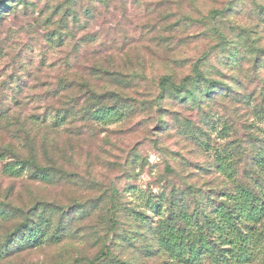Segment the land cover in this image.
<instances>
[{"label": "rangeland", "instance_id": "rangeland-1", "mask_svg": "<svg viewBox=\"0 0 264 264\" xmlns=\"http://www.w3.org/2000/svg\"><path fill=\"white\" fill-rule=\"evenodd\" d=\"M12 3L0 13V264H175L153 228L195 223L194 210L219 204L245 164L229 181L218 156L241 157L238 146L264 132V0ZM199 58L187 99L166 91L158 101L160 77L179 83ZM93 63L108 72L96 69V91L123 97L96 122L82 116L84 88L52 91ZM29 222L37 246L19 233ZM259 230L264 245V220ZM254 254L244 264H264V247ZM202 263L219 264L209 254Z\"/></svg>", "mask_w": 264, "mask_h": 264}, {"label": "trees", "instance_id": "trees-1", "mask_svg": "<svg viewBox=\"0 0 264 264\" xmlns=\"http://www.w3.org/2000/svg\"><path fill=\"white\" fill-rule=\"evenodd\" d=\"M12 1L0 0V13L11 12L14 9ZM69 3H72V5L80 4L81 0H69ZM93 13L89 9L84 10L86 18L93 17ZM55 35L56 39L60 41V35ZM201 59L199 58L195 63L192 73L185 75L179 83H176L170 75H162L159 79V92L156 99L159 101L166 91L175 92L174 94L178 101L187 99L184 89L192 83L200 81L203 77V72L199 65ZM96 69H98V72L108 73L104 72V67L97 68L96 63H93L90 67L89 65L86 66L84 73L87 76H82L84 80L77 81V79L72 78L73 80L69 81L63 79L57 88L52 90L59 93L61 88L63 93H68L73 89L84 88L86 94L82 96V116L95 122L96 114L115 110L116 106L123 104L120 100L123 97L115 92L96 91ZM110 74L120 77L119 74H122V72H119L117 69ZM92 75L95 79L91 78ZM82 82L85 83L80 85ZM107 96L109 100H115L116 102H106L105 98ZM190 98L193 104H199L202 101L201 99H196L194 95ZM71 100L72 105L70 107H73L74 104H77L75 96ZM96 106H98L97 109ZM59 119L62 121L64 116L61 115L58 121ZM238 148V155L241 154V157H232L231 153L219 155L215 169L230 181L233 176V172L230 171L232 165L234 167L239 161L243 160L245 164L243 182L234 186L233 191L224 190L222 192L224 199L219 204L212 205L211 207L213 208L209 212L194 210L191 215L194 217L195 223L190 222L189 218H185L180 225L167 220L153 228L156 230L154 240L157 250L167 255V258L173 263L203 264L202 255L209 254L219 264H228L230 262L244 264L254 259V252L259 247H264L261 244L263 233L259 230V226L264 220V132L257 137H251L247 144L239 145ZM34 149H36L35 146ZM18 162L8 164L6 171L10 174L20 173L21 168L25 166L26 162L25 160ZM17 164L20 165L19 168L16 167ZM35 167L40 171L54 170V168L50 167ZM166 170L172 171V168L166 166ZM45 175L48 174L45 172ZM112 191L114 195L118 193L115 188ZM171 214L174 217L176 216L172 212ZM3 217L0 211V218ZM31 223L29 222L26 225L28 229L20 230L19 233L20 236L23 234V237L27 238V241L34 240L31 244L37 246L41 241L40 235H38L40 232L39 226H36V223L33 225ZM32 226L34 227L32 228ZM51 238L58 240L60 236L54 234ZM98 261L99 256H96L92 260L87 261V264H96Z\"/></svg>", "mask_w": 264, "mask_h": 264}]
</instances>
